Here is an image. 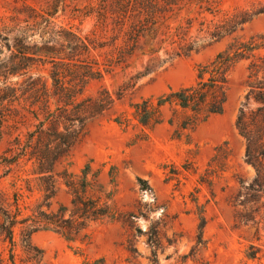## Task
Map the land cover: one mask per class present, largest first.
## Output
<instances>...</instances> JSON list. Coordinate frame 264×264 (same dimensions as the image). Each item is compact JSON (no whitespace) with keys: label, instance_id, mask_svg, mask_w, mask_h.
<instances>
[{"label":"rangeland","instance_id":"rangeland-1","mask_svg":"<svg viewBox=\"0 0 264 264\" xmlns=\"http://www.w3.org/2000/svg\"><path fill=\"white\" fill-rule=\"evenodd\" d=\"M101 2L0 0V68L19 50L32 54L25 59L28 72L9 83L26 86L41 77L54 110L52 58L71 57L66 46L84 39L92 45L70 62H90L100 75L89 79L79 99L105 107L87 121L69 157L56 163L52 198L50 179L35 173L32 161L13 158L29 140L36 143L41 102L32 111H7L11 121L0 123V221L5 211L16 223L12 240L0 231V264H264L263 220L239 218L251 206L240 204L241 180L250 183L256 172L237 127L240 108L258 106L247 94L251 63L263 62L264 0H181L156 16L132 53L124 33L131 19L115 25L99 13ZM232 15L250 19L234 29L227 22ZM253 41L262 47L248 51ZM240 42L250 57L228 71L223 112L194 121V111L171 94L195 83L199 66ZM69 70L67 80L81 77L75 66ZM87 164L88 195L100 196L113 215L91 221L84 241H69L39 218L42 211L71 207L69 183H80Z\"/></svg>","mask_w":264,"mask_h":264},{"label":"trees","instance_id":"trees-1","mask_svg":"<svg viewBox=\"0 0 264 264\" xmlns=\"http://www.w3.org/2000/svg\"><path fill=\"white\" fill-rule=\"evenodd\" d=\"M180 1L102 0L101 5L103 6L100 7L99 13L105 19L113 17L116 22L115 25H128L131 19L129 28L124 33L126 36L125 42L132 46V50L129 53H132L141 34L149 32L150 27L151 29L153 28L151 24L156 23V16L158 14L161 16L164 12L166 14L171 7L179 4ZM249 19L236 20L232 15L227 19V22H230L232 24L231 27L235 29ZM213 35L215 36L216 34ZM90 43L78 38L76 42H70L66 46L75 53L74 55L68 57L65 54H61L58 60H56V57L52 58L57 67V72L54 71V95L57 97L54 110L49 103L51 96L47 83L41 77L27 83L26 86L17 87L9 83L10 76L23 75L28 72L29 65L25 62V59L32 58V54L29 51L19 50L18 53H15L8 61L4 62L2 68H0V123L11 121L13 112H7L11 110V107H15L14 111H19L17 109L18 106L29 110L33 104L41 102L40 108L43 110L44 118L37 125V141L32 144L29 140L13 158L18 160L19 157H23L32 161L35 166L34 172L41 175L44 181L50 179V184L47 187V189L52 191V194L48 195L50 198L55 195V181L52 179L56 173V163L69 157L71 149L83 135L87 121L95 114L105 110L103 104L96 106L90 98L79 99L80 96L84 95L89 79L100 75L99 68L95 67L94 64H90V62L89 64L70 62L77 55L76 52L79 49L88 51ZM250 44L253 45L248 46V51H254L262 47V44H257L254 41L250 42ZM244 45L241 42L235 43L234 47L220 52L211 62L199 66L196 82L182 87L171 94V97H174L182 107L190 108L194 111V121L199 118L200 114L205 119L211 114L223 112L227 99L226 83L228 71L239 59L250 57V55L244 53ZM63 46L65 45L62 44L60 52H62ZM193 47V45H190L186 54ZM57 52H59L58 49ZM121 55L123 56L124 54ZM252 55L254 56L253 53ZM260 58H263V62L256 59L251 63L249 78L252 81L249 84L250 91L247 94V100L254 99L258 106L252 110H247L245 106H242L237 117L238 130L246 141V162L252 165L256 172L254 179L250 183L246 184L244 180H241L240 204L244 207L251 205L250 213L239 214L240 220L245 223H260L262 220L264 222V76L260 77V72L264 67V56ZM71 66H75L81 73V77L74 81L67 80ZM38 81H42L40 86H37L36 82ZM163 101L165 99H162L160 103H163ZM149 112L144 121H147ZM36 117H39L38 113ZM89 169L90 165L87 164L83 170L80 183H69L73 191L70 208L61 206L54 213L42 211L41 215L43 218H39L40 220L43 219L42 222L45 228L53 229L65 236L69 241L87 238L86 229L91 221L113 215L111 206L107 202H103L100 196L88 195V187H91L90 181L87 180ZM67 174L68 169H65L63 176ZM47 206L50 208L51 204L49 203ZM68 211L70 214L66 217ZM2 215L3 220L0 221V231H6L10 235V240H12L13 227L16 223L15 217L5 211L2 212ZM258 217L260 218L258 219ZM204 225L205 218L202 217L200 223L201 233H203Z\"/></svg>","mask_w":264,"mask_h":264}]
</instances>
